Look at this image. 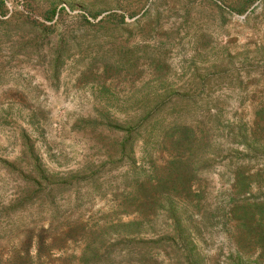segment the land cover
Listing matches in <instances>:
<instances>
[{"label":"rangeland","instance_id":"rangeland-1","mask_svg":"<svg viewBox=\"0 0 264 264\" xmlns=\"http://www.w3.org/2000/svg\"><path fill=\"white\" fill-rule=\"evenodd\" d=\"M0 18L3 262L264 264V0H0ZM165 108L221 146L186 177L203 191L178 243L190 253L150 242L162 216L116 241L136 214L133 176L148 200L182 187L177 131L124 146L143 110Z\"/></svg>","mask_w":264,"mask_h":264},{"label":"trees","instance_id":"trees-1","mask_svg":"<svg viewBox=\"0 0 264 264\" xmlns=\"http://www.w3.org/2000/svg\"><path fill=\"white\" fill-rule=\"evenodd\" d=\"M56 13L57 8H53L51 10V14L54 16ZM111 16L114 18L118 17L116 13H113ZM172 101L175 100L171 99L170 102ZM179 101L180 100L178 99L177 103ZM174 104H176V102ZM168 109L165 108L157 112L155 109L143 110L141 112L142 116L137 118V124L134 127L125 130L128 138L124 143V146L128 143L132 144L131 140H133L134 138V132L136 130L138 131L139 129L146 132L149 128H152L153 131L159 130L161 134H164L165 131H168V129L177 131L179 143H184L190 152L189 157L178 163V166L180 168L178 176L179 179L183 182L182 187H176L174 190L164 191V193L160 190H157L159 197H153V199L148 200L149 194L146 187H144L146 178L142 180V177H144L141 176L142 173L133 176L134 180L136 181L132 186L130 196L132 198V201L134 200L135 202L136 214L134 219L124 223L123 227H125V229L117 233L116 241H118V245L123 242L125 243L126 240H128V242L132 241L134 235L136 233H140V230L144 224L151 223L152 221L156 220L157 217L162 216L164 223L161 232L162 234L159 233L160 238L150 242L156 243L157 247H159V245H161L162 243L167 242V244H163V247H174L175 250L176 248H180L178 247V243L179 241H182L184 234H190L191 232L190 227L186 225L187 220H190L193 216L201 213L200 209L203 191L199 188L193 189L191 185L188 187V185L186 184V177L194 176L195 179L199 178L200 171H202L204 167L208 165V162H211L213 160V158L216 156V152L220 150L221 146L213 142L211 143V141L203 142L201 138H198L196 136L194 126H191L188 123V120L185 119L186 114H193V112H181L177 111L178 109ZM190 110L192 111V109ZM247 135L248 134L246 130L244 133L239 132L238 134H235V132H233L232 130L228 132V136L233 142H236L239 138H243L241 139L243 141L242 143H247ZM239 184L240 178L237 177L236 182L233 183L232 186L234 190L237 191V186ZM232 198L233 197H230V199H228L227 201L229 202ZM120 225H122V223L119 221L117 226L119 227ZM176 240H178L177 243ZM118 245L116 247H120ZM180 249L185 250L186 252L188 251V253H190V250L186 247ZM98 254L99 253L96 252L92 255V257H86L85 255L83 258L84 263H103L104 260L102 258H98ZM191 257L193 256L187 255L186 259H190ZM28 260L30 262V258L28 257L27 253L19 257L18 260L11 263H5L0 259V264H29Z\"/></svg>","mask_w":264,"mask_h":264}]
</instances>
